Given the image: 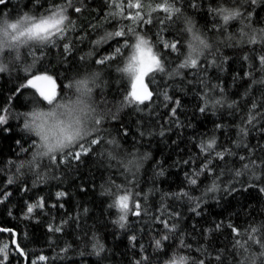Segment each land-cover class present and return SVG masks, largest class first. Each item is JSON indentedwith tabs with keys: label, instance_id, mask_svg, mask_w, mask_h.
<instances>
[{
	"label": "trees",
	"instance_id": "16d2710c",
	"mask_svg": "<svg viewBox=\"0 0 264 264\" xmlns=\"http://www.w3.org/2000/svg\"><path fill=\"white\" fill-rule=\"evenodd\" d=\"M49 2L59 3L60 0ZM232 4L233 0H199V8L192 9L190 0H179L176 6L181 7L184 15L206 35L212 45L211 54L206 51L200 58L201 66L195 69H180L178 65L187 55L191 34L183 30L182 22L170 23L164 38L180 40V51L167 55L166 67L171 76L156 73L155 82L149 84L153 97L144 104L125 102V96L131 91L130 78L115 70L116 63L107 67L94 62L98 57L92 54L90 40H96L106 30H114L113 26L117 24L136 26L134 22L108 17L107 0H84V10L80 14L69 12L75 21L70 38H75L78 33L87 34L77 43V50L71 56L65 58L61 49L52 47L44 49V58L34 66L33 58L25 48L21 49L20 62H13L7 56L3 58L8 70L0 73V106H10L14 115L30 112L36 106L31 95L34 89H22V94L15 95L14 90L26 83L32 74L46 71L56 80L57 91L68 96L72 95V90L66 85L98 73L93 98L97 111L106 117L99 133L103 142L93 146L92 153L83 156L82 162L69 158L60 163L61 154L57 153L56 162L43 157L39 166L31 169L28 162L36 152L33 141H39L23 130L22 116L10 119L8 125L0 127V193H11L4 203H0V227L16 233L13 237L11 232H0V246L7 243L10 247L7 264H31L40 255L48 259L38 261V264H136L138 260L141 264H164L177 252L189 256L196 264L200 260L204 264H262L264 249L245 242L252 227L260 228L258 237L264 236V193L259 191L264 187V149L261 147L264 146V131L259 130L264 127V109H258L261 115L257 116L255 127L243 121L249 113L256 111L251 107L253 103L264 104V84L259 83L264 79V70L258 59L264 54V43L253 45L242 38L246 19L243 23L239 19L230 21L226 29L221 30L222 19L214 17L209 8L231 7ZM241 4L237 6L242 13H253V27L264 28V0H259L256 5L241 0ZM47 6L45 4V8ZM24 12L39 16L44 9H38L32 0H9L6 6H0V18L14 20ZM214 25H217L215 30ZM161 27L144 28L152 37L153 51H157L154 34ZM130 42H134V38ZM114 46L115 42L109 41L100 48V55L111 52ZM130 54L131 49H124L123 57L119 58L120 67ZM81 56L88 59L81 61ZM245 56L249 59L245 60ZM145 82L148 83V78ZM208 88L212 89L209 95L221 99L223 105L200 113L201 95ZM220 88L224 89L222 93ZM165 92L171 100L164 99ZM177 99L180 106L173 116L171 109ZM233 102L235 106L229 108L228 104ZM40 106L48 107L46 103ZM217 124L223 128L217 130ZM241 126L248 128V136L240 134ZM213 137L217 140L216 147L210 153L201 152L200 143ZM108 140L116 143L108 144ZM245 145L249 147L245 148ZM224 149L234 155H226L222 161L215 157V152ZM240 156L245 160L241 161ZM125 158L138 165L132 168L134 176L121 166ZM208 160H211L213 171H205L196 177L195 173ZM253 160H256L255 165L251 163ZM21 163L25 166L17 172ZM244 163L249 164L248 169L243 168ZM237 170L242 172L239 177L235 176ZM9 177L15 181L11 185L7 184ZM188 177L197 178L198 184L189 185ZM214 181L219 190L207 192ZM249 184L256 187H247ZM117 188L121 195L127 191L133 193L130 207L137 200L141 204V215L130 213L124 229L114 223L120 213L109 207L114 200L111 193L117 192ZM233 188L235 191H231ZM181 191L203 201L198 209L199 216L191 211L196 201L176 198L174 194ZM57 192L67 195L57 199ZM41 197L45 207L35 209L29 216L27 205L36 203ZM157 217L175 224V231L167 232ZM217 224L221 225L218 229ZM49 225L60 226L62 231L50 232ZM229 225L238 229L240 235L233 233ZM164 234L170 239L163 241V249L158 250L154 241ZM133 235L136 237L134 242L130 239ZM13 239L24 249L26 258L16 254ZM181 239L191 247L181 248ZM237 240L244 248L236 245ZM97 242L103 246L99 255L98 249L93 247Z\"/></svg>",
	"mask_w": 264,
	"mask_h": 264
},
{
	"label": "snow or ice",
	"instance_id": "6c2138e0",
	"mask_svg": "<svg viewBox=\"0 0 264 264\" xmlns=\"http://www.w3.org/2000/svg\"><path fill=\"white\" fill-rule=\"evenodd\" d=\"M9 0H0V6H6ZM32 2L38 6V9H44L43 14L37 16L36 14H30L24 12L16 19L0 18V73L8 70V65L3 63L4 57H11L13 62H20L22 60L21 49L28 50L27 54L33 58V65L39 63L45 56L44 49L46 48H59L61 54L67 58L77 50V43L85 38V35L80 33L75 38H70V33L75 29V21L69 15L71 11L74 14H80L84 10V0H60L59 3H50L49 0H32ZM179 0H107V7L109 12L108 17L114 18L117 21H130L135 23V27L125 25H114V30L105 31V34L99 35L96 40H90V44L93 46L92 54L98 58L95 59V63L101 66L110 67L112 63H116L115 70L121 73L123 76L130 78L131 91L125 96V102L131 104L133 102L137 104H144L145 101H149L153 97V92L149 90V84L154 83L156 80V73H166L171 76L166 67L167 55L171 52H179L180 40L168 41L164 38V32L169 24L183 23L185 25L184 31L190 33V39L187 41V55L178 67L180 69L192 68L195 69L200 65V58L204 56L206 51L211 54L212 45L208 42V39L204 33L193 23L191 18L184 15L181 7L176 6ZM251 5H256L259 0H248ZM45 4L48 6L45 8ZM242 6L241 0H233L231 7L218 6L210 7L209 12L214 17L222 19V25L219 27L221 30H225L230 21L244 19L247 23L244 24V28L241 30L242 38L249 44L256 45L258 43H264V28L256 29L253 27V13L251 11L242 13L240 7ZM199 0H190V7L192 9L199 8ZM154 13H163L164 15H153ZM161 25L163 27L154 34L155 46L157 51H153L154 45L151 43L152 37H149L144 31L145 26L155 27ZM94 27V25H89ZM214 30L217 25H214ZM151 31V28L148 29ZM134 42H130L133 40ZM121 40L123 44L121 46ZM109 41H114L115 46L113 50L104 55H100V48L108 44ZM162 45V48L160 47ZM124 49H131V54L126 57V61L123 63V67L119 66V58L123 57ZM169 50L167 54L163 50ZM218 51V49H217ZM39 53V55H37ZM81 61H86L88 58L85 56L80 57ZM245 60L249 59L247 56ZM259 64L261 70H264V54L259 55ZM216 63L215 60L212 61ZM31 67V66H30ZM29 69H26L28 71ZM178 74V73H177ZM245 75H250L246 73ZM98 73L93 74L91 77L79 79L73 83L66 85V88L72 90V95L68 96L63 91H57V83L53 76L49 75L46 71L40 74H32L30 78L26 80V83L20 84L15 90L14 95L21 93L22 89H34L32 93V99L34 104L32 111L22 114L14 115L10 106H0V127L8 125L10 119H19L22 116V127L26 133L38 138V143L34 140L33 146L36 148V152L33 154V158L29 161V166L35 168L39 166L40 159L43 157L49 158L52 162L57 161V153L61 154L60 163L67 162L69 158L82 162V157L87 156L93 151V146L99 145L103 142V137L99 135L102 130V125L106 119L105 115L97 111L95 106L96 101L93 98V87L96 84ZM145 78H148V83L145 82ZM255 82V81H254ZM259 83L264 84V79ZM211 88H208L202 95V106L199 107L200 113H205L211 107L215 109L217 105H223L221 99H214L209 95ZM224 91L220 88V92ZM22 94V93H21ZM130 98V99H129ZM11 99V98H10ZM165 100H171V97L165 92ZM106 103V101H103ZM46 103L48 106L44 108L40 106ZM175 107L171 109L173 116H176L177 108L180 106V100H175ZM235 102L228 104L229 108H233ZM252 109L256 110L253 113H249L244 118V123L255 127L257 122V116L261 115L258 109H264V104L257 105L252 104ZM115 118V117H113ZM217 130L222 129L223 125L217 124ZM8 129L5 128V131ZM264 131V127L259 129ZM240 134L243 136L249 135V130L246 127L241 126L239 128ZM143 135V133H141ZM163 135V133H161ZM108 144H115V140L106 141ZM19 143V141H17ZM217 145L215 137L202 142L199 145L200 151L203 153H210ZM239 147V145H237ZM248 148V145L244 146ZM264 149V146H261ZM27 151V149H24ZM226 155H234L229 149L223 151H216L215 157L219 160H224ZM115 159L114 156L111 157ZM241 161L245 160L244 156H240ZM188 163V161H185ZM253 165L256 164V160L251 161ZM131 165V167H130ZM211 160H208L203 166L195 173L196 177H199L205 171L211 173L213 169L210 167ZM25 165L19 164L17 172L20 171ZM121 166L124 167L126 172H132L133 167H138L134 160L125 158L121 161ZM244 169L249 168L248 163L243 164ZM163 175V173H160ZM36 175L39 177V173ZM242 175L240 170L235 171V176ZM255 179H259V176H255ZM15 181L9 177L7 184L11 185ZM188 184L196 186L198 184L197 178L188 177ZM247 187H256L255 184H249ZM219 190V185L213 182L212 186L207 189V192H216ZM235 191V188L231 189ZM259 191L264 193V187H260ZM117 192L111 193L114 197L113 203L109 205L110 208H115L120 214L118 219L114 223L118 224L119 228L124 229L126 227L128 216L131 213L133 216L141 215L140 202L134 201L132 207H130V199L133 196L131 191H127V194H118ZM206 194V193H205ZM11 195L10 192L0 193V203H4ZM65 192H57V199L66 196ZM138 196L139 193H136ZM176 198H187L190 201H196L195 206L191 208V211L195 215L199 216L201 213L198 211L203 201L200 198L193 197L189 192L181 191L174 194ZM45 207L44 198L41 197L36 203H30L27 205V214L30 216L35 209H43ZM55 207V205H53ZM63 207V205H60ZM85 211H87L85 209ZM11 215V213H9ZM173 215L179 216V213ZM27 218V217H26ZM161 223L167 232H174L176 229L175 224H170L168 220L156 218ZM221 225L217 224L216 228H220ZM232 227L233 233L237 236L240 235L238 229ZM57 233L62 231V227L57 226L53 228L49 225V229ZM248 240L245 242H251L258 244L261 249H264V236L258 237L260 228L252 227L249 230ZM0 232H11L15 237L16 233L12 229L0 227ZM130 239L134 242L136 237L133 235ZM168 234H164L159 239H155V248L162 250L164 245L163 241L169 240ZM12 243L15 245V251L17 255L24 256L26 253L24 249L13 239ZM181 248H190V244H185L183 239L180 240ZM236 245L240 248H244L239 240L236 241ZM97 248V255L100 251H103V246L97 244L93 245ZM246 250V249H245ZM66 251V249H65ZM10 252L9 244L3 243L0 246V264H7L8 256ZM264 256V252L261 253ZM47 257L40 255L37 260H33L31 264H38V261H47ZM147 260V257L144 258ZM220 260V256L216 257ZM248 258H245L247 260ZM136 264H141V261H136ZM164 264H196L189 256L182 255L179 252L174 253ZM199 264H204L203 260L199 261ZM254 264V262H253ZM264 264V261H262Z\"/></svg>",
	"mask_w": 264,
	"mask_h": 264
},
{
	"label": "rangeland",
	"instance_id": "374dc122",
	"mask_svg": "<svg viewBox=\"0 0 264 264\" xmlns=\"http://www.w3.org/2000/svg\"><path fill=\"white\" fill-rule=\"evenodd\" d=\"M130 87H131V80H130Z\"/></svg>",
	"mask_w": 264,
	"mask_h": 264
},
{
	"label": "water",
	"instance_id": "95a60500",
	"mask_svg": "<svg viewBox=\"0 0 264 264\" xmlns=\"http://www.w3.org/2000/svg\"><path fill=\"white\" fill-rule=\"evenodd\" d=\"M149 90L151 91V89L149 88Z\"/></svg>",
	"mask_w": 264,
	"mask_h": 264
}]
</instances>
